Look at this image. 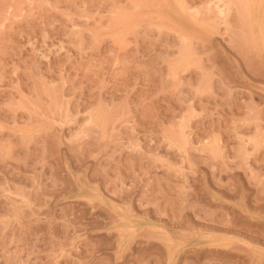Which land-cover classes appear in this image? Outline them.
Masks as SVG:
<instances>
[{
  "label": "rangeland",
  "instance_id": "374dc122",
  "mask_svg": "<svg viewBox=\"0 0 264 264\" xmlns=\"http://www.w3.org/2000/svg\"><path fill=\"white\" fill-rule=\"evenodd\" d=\"M0 264H264V0H0Z\"/></svg>",
  "mask_w": 264,
  "mask_h": 264
}]
</instances>
